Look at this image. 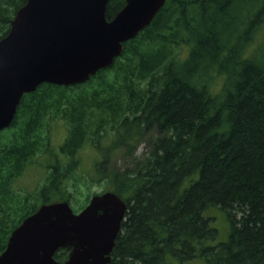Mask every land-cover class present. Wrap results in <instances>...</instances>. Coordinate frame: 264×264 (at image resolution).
<instances>
[{
  "label": "trees",
  "instance_id": "obj_1",
  "mask_svg": "<svg viewBox=\"0 0 264 264\" xmlns=\"http://www.w3.org/2000/svg\"><path fill=\"white\" fill-rule=\"evenodd\" d=\"M25 3L0 0V40ZM124 4L108 0L106 19ZM263 9L264 0H166L109 67L24 94L0 132V254L23 219L45 203L72 207L76 182L89 190L87 181L127 206L110 264H264V43L252 44ZM56 121L66 127L58 153ZM87 146L96 160L82 181L76 156ZM42 154L51 156L43 181L19 190ZM212 208L226 214V241H216Z\"/></svg>",
  "mask_w": 264,
  "mask_h": 264
},
{
  "label": "water",
  "instance_id": "obj_2",
  "mask_svg": "<svg viewBox=\"0 0 264 264\" xmlns=\"http://www.w3.org/2000/svg\"><path fill=\"white\" fill-rule=\"evenodd\" d=\"M108 0H26L0 40V131L24 94L48 83L72 86L110 66L123 44L147 27L165 0H125L111 20ZM126 206L113 192L74 213L67 202L42 204L11 232L0 264H110ZM69 248L57 262L58 249Z\"/></svg>",
  "mask_w": 264,
  "mask_h": 264
},
{
  "label": "rangeland",
  "instance_id": "obj_3",
  "mask_svg": "<svg viewBox=\"0 0 264 264\" xmlns=\"http://www.w3.org/2000/svg\"><path fill=\"white\" fill-rule=\"evenodd\" d=\"M255 12L259 14L257 18L260 17L262 20L260 22V25L257 27V30L254 33V37H253L254 40L252 44H255L256 46H260L264 43V9L261 11L257 10ZM255 22H258V19ZM221 83H222V78L215 80V82L212 85L213 90L215 92H218L220 90ZM65 136H66V127L64 123L59 121L52 123L50 141H51L52 150L54 149L56 153H58L57 152L58 149L63 144ZM146 149H147V143L146 142L140 143L135 151V157L140 158L145 153ZM47 154L46 156H44V154L39 155L34 159V161H36L35 165L33 164V166H31V168L25 173V175L17 183L18 186L17 188H19V190L25 188L28 191H30L34 187L41 184V182L43 181V177L46 174L45 170L43 169L48 163H51V156L50 155L47 156ZM76 158L79 160V163L75 167L74 174L79 180L83 181L86 179L87 174L92 170V167L96 160L93 148L91 146H87L83 148L82 150L79 151ZM37 160L41 162L42 166L38 165ZM115 163L118 167H123L125 165L124 161L120 158H117ZM99 183L100 182L89 185L88 182L86 181V184L90 188L89 190H87V187H85L82 182H76V184H78L77 187L78 191L77 193H75L76 204H74L75 206L74 205L72 206L74 212L78 211L79 206H82L83 204L82 202L88 191L89 193H98L105 188L104 184H99ZM22 191H26V190H22ZM80 192L81 195L79 194ZM205 214L208 217H213L212 226L215 227L218 232L216 241H226L228 238V223L226 220L227 219L226 214L215 208L208 210L207 212H205ZM232 214L234 213L232 212ZM187 264H203V263L201 261H194V262L191 261L188 262Z\"/></svg>",
  "mask_w": 264,
  "mask_h": 264
},
{
  "label": "bare ground",
  "instance_id": "obj_4",
  "mask_svg": "<svg viewBox=\"0 0 264 264\" xmlns=\"http://www.w3.org/2000/svg\"><path fill=\"white\" fill-rule=\"evenodd\" d=\"M119 197V196H118ZM122 199V198H121ZM123 200V199H122ZM123 202H124V200H123ZM124 204H125V202H124ZM125 206H126V204H125ZM126 210H127V206H126V209H125V213H126ZM125 213H124V218L123 219H125ZM155 244V243H154ZM253 263V262H252Z\"/></svg>",
  "mask_w": 264,
  "mask_h": 264
}]
</instances>
